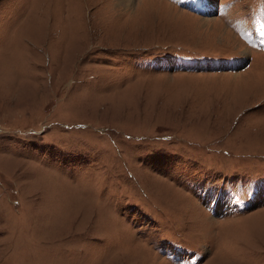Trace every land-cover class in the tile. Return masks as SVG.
Returning a JSON list of instances; mask_svg holds the SVG:
<instances>
[{
  "label": "rangeland",
  "instance_id": "obj_1",
  "mask_svg": "<svg viewBox=\"0 0 264 264\" xmlns=\"http://www.w3.org/2000/svg\"><path fill=\"white\" fill-rule=\"evenodd\" d=\"M0 264H264V0H0Z\"/></svg>",
  "mask_w": 264,
  "mask_h": 264
},
{
  "label": "bare ground",
  "instance_id": "obj_2",
  "mask_svg": "<svg viewBox=\"0 0 264 264\" xmlns=\"http://www.w3.org/2000/svg\"><path fill=\"white\" fill-rule=\"evenodd\" d=\"M124 2H130V0H123ZM158 2V1H157ZM164 3H165V1H164ZM166 4V3H165ZM167 5H169L168 3H167ZM170 6V5H169ZM171 7V6H170ZM177 10V9H176ZM254 54V53H253ZM252 58H254V55H253V57ZM252 60H254V59H252Z\"/></svg>",
  "mask_w": 264,
  "mask_h": 264
}]
</instances>
